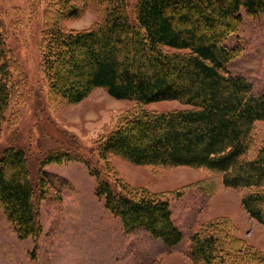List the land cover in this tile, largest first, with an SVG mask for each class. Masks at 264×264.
<instances>
[{
    "label": "trees",
    "instance_id": "16d2710c",
    "mask_svg": "<svg viewBox=\"0 0 264 264\" xmlns=\"http://www.w3.org/2000/svg\"><path fill=\"white\" fill-rule=\"evenodd\" d=\"M75 0H48L41 31V72L49 100L78 103L98 88L133 102L91 154L58 148L44 154L34 181L24 149L0 153V208L20 239L42 232L35 198L49 184L48 164L82 161L95 177V195L125 229L137 226L167 246L181 240L169 199L125 182L110 156L134 165L205 169L226 187L242 191L244 209L264 225V142L255 123L264 120V86L234 75L228 63L241 53L226 39L264 13V0H96L101 17L87 29L64 26L81 8ZM11 49L0 17V133L5 113L19 95ZM176 101L181 107L150 110L145 105ZM207 186V184H206ZM213 183L207 186L210 194ZM179 191L171 192L180 195ZM231 220L200 224L189 235L193 264H264V251L238 236Z\"/></svg>",
    "mask_w": 264,
    "mask_h": 264
},
{
    "label": "rangeland",
    "instance_id": "374dc122",
    "mask_svg": "<svg viewBox=\"0 0 264 264\" xmlns=\"http://www.w3.org/2000/svg\"><path fill=\"white\" fill-rule=\"evenodd\" d=\"M48 0H0V17L11 49L19 95L5 113L0 133V153L5 147L24 149L34 181L40 158L51 150L70 149L96 160L94 148L133 102L117 99L98 88L78 103L49 100L48 86L41 72L40 42L44 10ZM81 8L64 26L87 29L100 17L96 0H75ZM132 12L136 0H127ZM243 24L226 39L229 47L240 45L239 55L228 63L234 75L251 83L254 94L264 86V13L251 18L240 11ZM162 111L179 108L176 101L145 105ZM255 134L264 142V120L255 123ZM111 168L125 182L143 187L169 199L172 218L181 240L167 246L145 227L125 229L95 195L96 180L82 161L72 160L42 167L49 184L42 198H35L42 232L20 239L0 208V264H193L189 235L200 224L225 217L238 236L264 251V225L241 203L242 191L224 186L201 168L134 165L110 156ZM213 183L212 192L207 186ZM207 184V186H206ZM179 191L180 195L171 192Z\"/></svg>",
    "mask_w": 264,
    "mask_h": 264
}]
</instances>
